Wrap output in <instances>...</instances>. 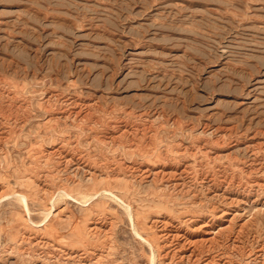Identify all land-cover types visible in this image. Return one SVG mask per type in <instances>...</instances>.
<instances>
[{"label":"rangeland","instance_id":"rangeland-1","mask_svg":"<svg viewBox=\"0 0 264 264\" xmlns=\"http://www.w3.org/2000/svg\"><path fill=\"white\" fill-rule=\"evenodd\" d=\"M0 162V264H264V0H0Z\"/></svg>","mask_w":264,"mask_h":264},{"label":"bare ground","instance_id":"bare-ground-1","mask_svg":"<svg viewBox=\"0 0 264 264\" xmlns=\"http://www.w3.org/2000/svg\"><path fill=\"white\" fill-rule=\"evenodd\" d=\"M42 91H43V90H42ZM4 97H5V96H4ZM35 100H36V99H35ZM91 101H92V100H91ZM51 103H52V102H51ZM58 115H59V113H58ZM58 115H57V116H58ZM46 117H47V116H46ZM1 125H2V124H1ZM23 127H24V126H23ZM184 130H185V129H184ZM48 131H49V129H48ZM48 131H47V132H48ZM109 131H110V130H109ZM34 132H35V131H34ZM27 134H28V133H27ZM40 138H41V137H40ZM22 139H23V138H22ZM176 140H177V139H176ZM252 140H253V139H252ZM47 141H48V140H47ZM163 141H164V140H163ZM169 141H170V140H169ZM201 141H202V140H201ZM183 142H184V141H183ZM21 143H22V142H21ZM27 143H28V142H27ZM59 143H60V142H59ZM61 143H62V142H61ZM96 143H98V142H96ZM19 144H20V143H19ZM12 145H13V143H12ZM43 145H44V144H43ZM3 146H4V145H3ZM102 146H103V145H102ZM164 146H165V145H164ZM10 147H12V146H10ZM79 147H80V146H79ZM121 147H122V146H121ZM106 148H107V147H106ZM206 148H207V147H206ZM4 149H5V148H4ZM4 149H3V150H4ZM16 149H17V148H16ZM193 149H194V148H193ZM6 150H7V149H6ZM214 150H215V149H214ZM17 151H18V150H17ZM7 153H8V151H7ZM61 153H62V152H61ZM213 153H214V152H213ZM20 155H21V154H20ZM170 157H171V156H170ZM8 158H9V157H8ZM255 158H256V157H255ZM258 158H259V157H258ZM261 158H262V157H261ZM191 160H192V159H191ZM1 161H2V160H1ZM0 163H1V162H0ZM138 167H139V166H138ZM160 168H161V167H160ZM0 169H1V168H0ZM7 169H8V168H7ZM17 169H18V168H17ZM90 169H91V167H90ZM90 169H89V170H90ZM181 169H182V168H181ZM1 171H2V170H1ZM5 171H6V170H5ZM38 171H39V170H38ZM3 172H4V171H3ZM44 172H45V171H44ZM110 172H111V171H110ZM42 173H43V172H42ZM67 175H68V174H67ZM89 177H90V176H89ZM51 178H52V177H51ZM72 178H73V177H72ZM132 178H133V177H132ZM33 181H34V180H33ZM12 182H13V181H12ZM12 184H13V183H12ZM142 185H143V184H142ZM39 187H40V186H39ZM257 188H258V187H257ZM50 189H51V188H50ZM75 189L78 190V189H79V185L75 186ZM191 189H192V188H191ZM215 190H216V189H215ZM57 191L60 192L59 190H57ZM101 191H102V190H101ZM103 191H104V190H103ZM213 191H214V190H213ZM62 192H63V191H62ZM99 192H100V191H99ZM63 193H64L65 196L68 195V193H67L66 191H64ZM63 193H62V195H63ZM101 193H102V192H101ZM101 193H100V194H101ZM103 193H104V192H103ZM221 193H222V192H221ZM223 193H224V192H223ZM42 194H43V193H42ZM54 194H55V193H54ZM60 194H61V193H60ZM60 194H58V195H60ZM108 194H109V193H108ZM234 194H235V193H234ZM261 194H262V192H261ZM58 195L56 194V196H58ZM102 195H103V194H102ZM106 195H107V194H106ZM110 195H111V194H110ZM222 195H223V194H222ZM9 196H11V195H9ZM56 196H55V197H56ZM90 196H91V195H90ZM90 196L87 195V197H90ZM98 196H99V194H98ZM135 196H136V195H135ZM246 196H247V195H246ZM17 197H18V200H20L21 202L24 203V199H25V198H24L22 195H17ZM83 197H85V196H83ZM87 197H86V198H87ZM93 197H94V195H93ZM104 197H105V196H104ZM107 197H108V196H107ZM107 197H106V198H107ZM111 197H112V195H111ZM233 197H234V196H233ZM0 198H1V197H0ZM58 198H60V197L58 196ZM58 198H57V199H58ZM68 198H69V197H68ZM112 198H113V197H112ZM115 198H116V197H115ZM115 198H114V199H115ZM129 198H130V197H129ZM235 198H236V197H235ZM250 198H251V197H250ZM8 199H9V198H8ZM8 199H7V200H8ZM70 199H72V198H70ZM89 199H91V198H89ZM107 199H108V198H107ZM109 199H110V198H109ZM82 200H83V199H82ZM110 200H112V199H110ZM50 201H51V199H50ZM55 201H56V200H55ZM72 201H73V200H72ZM83 201H84V203H85V200H83ZM87 201H88V198H87ZM114 201H115V200H114ZM119 201H120V200H119ZM3 202H4V200H3ZM79 202H80V201H79ZM126 202H127V201H126ZM218 202H219V201H218ZM6 203H7V201H6ZM77 203H78V202H77ZM117 203H118V202H117ZM121 203H123V202H121ZM197 203H198V202H197ZM200 203H201V202H200ZM2 204H3V203H2ZM8 204H9V203H8ZM79 204H80V203H79ZM146 204H147V203H146ZM22 205H23V204H22ZM51 205H52V204H51ZM82 205H83V204H82ZM96 205H97V204H96ZM257 205H258V204H257ZM37 206H38V205H37ZM40 206H41V205H40ZM117 206H118V205H117ZM123 206H124V205H123ZM23 207H24V206H23ZM51 207H52V206H51ZM114 207H115V205H114ZM125 207H126V206H125ZM209 207H210V206H209ZM16 208H17V207H16ZM19 208H20V207H19ZM52 208H53V207H52ZM122 208H123V207H122ZM4 209H5V208H4ZM73 209H74V208H73ZM126 209H127V208H126ZM126 209H125V210H126ZM25 210H26V209H25ZM50 210H51V209H50ZM127 210H128V209H127ZM177 210H178V209H177ZM222 210H223V209H222ZM47 211H48V210H47ZM74 211H75V210H74ZM25 212H26V211H25ZM27 212H28V211H27ZM6 213H7V212H6ZM6 213H5V214H6ZM8 213H9V212H8ZM31 213H32V212H31ZM127 213H128V212H127ZM220 213H221V212H220ZM27 214H29V213H27ZM45 214H47V212H46ZM45 214H44V215H45ZM48 214H49V213H48ZM122 214H123V213H122ZM44 215H43V216H44ZM126 215H130V214H126ZM207 215H208V214H207ZM39 216H40V214H39ZM107 216H108V215H107ZM44 217H45V216H44ZM44 217H43V218H44ZM46 217H47V216H46ZM109 217H110V216H109ZM123 217H124V216H123ZM25 218H27V216H26ZM43 218H42V219H43ZM162 218H163V217H162ZM33 219H35V218H33ZM168 219H169V218H168ZM125 220H126V219H125ZM131 220H132V219H131ZM26 221H28V220H26ZM41 221H42V220H41ZM93 221H94V220H93ZM28 222H29V221H28ZM123 223H124V222H123ZM130 223H131V222H130ZM4 224H5V223H4ZM33 225H35V224H33ZM36 225H37V224H36ZM106 226H107V225H106ZM127 226H128V225H127ZM132 226H133V225H132ZM128 227H129V226H128ZM129 228H130V227H129ZM132 228H133V227H132ZM132 228H130V229H132ZM23 229H24V228H23ZM122 229H123V228H122ZM127 229H128V228H127ZM120 230H121V229H120ZM178 230H179V229H178ZM182 230H183V229H182ZM33 231H34V230H33ZM133 231H135L134 228H133ZM235 231H236V230H235ZM128 233H129V232H128ZM131 233H132V231H131ZM105 235H106V234H105ZM136 235H137V234H136ZM2 236H3V235H2ZM137 236H138V235H137ZM203 236H204V235H203ZM0 238H2V237H0ZM36 238H37V237H36ZM139 238H140V237H139ZM34 240H35V239H34ZM4 241H5V240H4ZM141 241H142V240H141ZM144 241H145V240H144ZM144 241H142V243H145ZM188 242H189V241H188ZM147 243H148V242H147ZM183 243H184V242H183ZM145 244H146V243H145ZM13 245H14V244H13ZM119 246H120V245H119ZM147 246H148V245H147ZM149 246H151V245H149ZM149 246H148V248H150ZM155 247H156V246H155ZM190 247H192V246H190ZM190 247H189V248H190ZM253 247H254V246H253ZM152 250H153V249H152ZM104 251H105V250H104ZM150 251H151V250H150ZM186 251H187V250H186ZM153 253H154V252H153ZM71 254H72V253H71ZM145 254H146V253H145ZM151 254H152V253H151ZM153 255H154V254H153ZM179 255H180V254H179ZM209 255H210V254H209ZM252 255H253V254H252ZM238 256H239V255H238ZM35 257H36V256H35ZM152 257H153V256H152ZM260 257H261V256H260ZM150 258H151V256H150ZM153 259H154V258H153ZM191 259H192V258H191ZM157 260H158V259H157ZM82 261H83V260H82ZM85 262H86V261H85ZM88 262H89V261H88ZM239 263H240V262H239ZM153 264H154V262H153ZM180 264H181V263H180Z\"/></svg>","mask_w":264,"mask_h":264}]
</instances>
